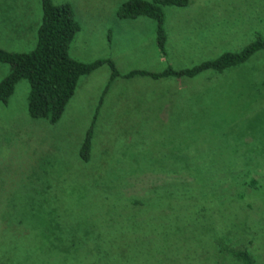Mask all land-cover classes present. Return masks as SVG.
<instances>
[{
  "label": "rangeland",
  "instance_id": "rangeland-1",
  "mask_svg": "<svg viewBox=\"0 0 264 264\" xmlns=\"http://www.w3.org/2000/svg\"><path fill=\"white\" fill-rule=\"evenodd\" d=\"M128 1L53 0L82 29L72 59L109 60L121 74L190 70L264 38V0H192L164 8V55L154 20L118 17ZM42 18L40 0H0V49L32 52ZM10 72L0 63V83ZM111 80L108 64L83 77L55 125L29 116L26 80L0 103V264H60L71 218L59 201L73 209L105 194L146 205L124 207L112 232L127 264H240V251L264 264V52L223 73Z\"/></svg>",
  "mask_w": 264,
  "mask_h": 264
},
{
  "label": "trees",
  "instance_id": "trees-1",
  "mask_svg": "<svg viewBox=\"0 0 264 264\" xmlns=\"http://www.w3.org/2000/svg\"><path fill=\"white\" fill-rule=\"evenodd\" d=\"M40 1L43 18L37 33L36 48L29 53H12L0 49V63L11 66L9 76L0 83V103L7 105L17 85L26 80L30 84L29 116L55 125L63 117L83 77L91 75L106 64L113 70L111 81L121 75L111 61L97 60L92 63H83L72 59L70 47L81 32L74 8L70 4L56 5L53 0ZM191 2L192 0H155L153 2L130 0L119 9L117 15L122 20H136L142 17L154 20L157 23L158 46L162 54L166 55L164 8H186ZM255 37V41L241 52L224 53L219 58L204 62L190 70L175 71L168 68L162 73L131 72L124 78L148 77L159 81L165 78H195L211 70L223 73L245 64L255 54L264 52V38L260 35ZM108 89L109 86L97 110L101 108L103 97ZM94 127L95 123L86 134L81 150V157L85 163H88L91 158ZM157 195L158 198L162 196L160 193ZM65 200L59 201V213L62 217L71 218V222L66 223V227H62L59 237L57 236L56 252H59L61 258L64 256L60 264H127L130 252L126 247L123 248V243L122 247L117 244L112 232H120L123 218L120 211L124 207L144 208L146 207L144 202L131 201L127 204V202L113 200L111 196L105 194L104 197L99 195V198L90 200L92 204L79 202L72 209V206H67ZM69 201L68 204H72V200ZM87 215L99 217L100 222L97 225L88 224L85 220ZM232 256L240 264H255V260L247 251L236 252Z\"/></svg>",
  "mask_w": 264,
  "mask_h": 264
},
{
  "label": "crops",
  "instance_id": "crops-1",
  "mask_svg": "<svg viewBox=\"0 0 264 264\" xmlns=\"http://www.w3.org/2000/svg\"><path fill=\"white\" fill-rule=\"evenodd\" d=\"M82 30V29H81ZM100 60V59H99ZM97 61V60H96ZM104 61H109V60H104ZM112 62V61H111ZM92 63V62H91ZM114 65H115V63L114 62H112ZM107 65V64H106ZM103 67V66H102ZM115 68H116V66H115ZM117 70V69H116ZM174 70V69H173ZM176 71H182V70H176ZM96 72V71H95ZM112 72H113V70H112ZM117 72H119L120 73V71L119 70H117ZM132 72H148V71H132ZM164 72V71H163ZM131 72H129V73H126V74H121L120 73V77H123L124 78V76L125 75H128V74H130ZM152 73V72H151ZM119 78V77H118ZM131 79H134V78H131ZM112 82V81H111ZM104 98H105V96L103 97V100H104ZM101 100H102V98H101ZM100 103H101V101H100Z\"/></svg>",
  "mask_w": 264,
  "mask_h": 264
}]
</instances>
